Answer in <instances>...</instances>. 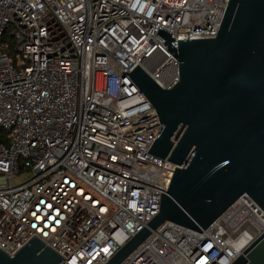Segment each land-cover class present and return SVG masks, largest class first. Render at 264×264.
Here are the masks:
<instances>
[{
	"label": "built area",
	"instance_id": "1",
	"mask_svg": "<svg viewBox=\"0 0 264 264\" xmlns=\"http://www.w3.org/2000/svg\"><path fill=\"white\" fill-rule=\"evenodd\" d=\"M228 0H0V250L32 237L58 264H104L159 210L176 163L147 152L161 123L125 72L179 76L158 28L216 35ZM264 231L243 193L201 232L164 221L120 264H231ZM237 245H240L237 247Z\"/></svg>",
	"mask_w": 264,
	"mask_h": 264
},
{
	"label": "water",
	"instance_id": "2",
	"mask_svg": "<svg viewBox=\"0 0 264 264\" xmlns=\"http://www.w3.org/2000/svg\"><path fill=\"white\" fill-rule=\"evenodd\" d=\"M177 57L178 80L161 88L136 65L127 73L153 111L123 133L161 123L147 152L176 163L158 212L104 264H120L152 230L171 221L201 232L246 193L264 213V0H228L215 36L179 39L158 28ZM61 256L32 237L0 264H58ZM64 259V258H62ZM231 264H264V231Z\"/></svg>",
	"mask_w": 264,
	"mask_h": 264
},
{
	"label": "bare ground",
	"instance_id": "3",
	"mask_svg": "<svg viewBox=\"0 0 264 264\" xmlns=\"http://www.w3.org/2000/svg\"><path fill=\"white\" fill-rule=\"evenodd\" d=\"M240 245H237V247H239Z\"/></svg>",
	"mask_w": 264,
	"mask_h": 264
}]
</instances>
